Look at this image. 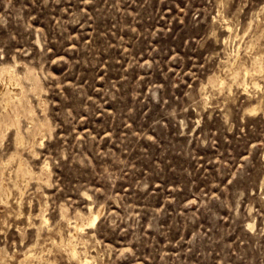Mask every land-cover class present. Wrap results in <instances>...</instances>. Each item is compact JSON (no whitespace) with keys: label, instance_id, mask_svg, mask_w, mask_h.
Listing matches in <instances>:
<instances>
[{"label":"rangeland","instance_id":"1","mask_svg":"<svg viewBox=\"0 0 264 264\" xmlns=\"http://www.w3.org/2000/svg\"><path fill=\"white\" fill-rule=\"evenodd\" d=\"M0 89V264H264V0H0Z\"/></svg>","mask_w":264,"mask_h":264},{"label":"bare ground","instance_id":"2","mask_svg":"<svg viewBox=\"0 0 264 264\" xmlns=\"http://www.w3.org/2000/svg\"><path fill=\"white\" fill-rule=\"evenodd\" d=\"M1 90V89H0ZM94 218L92 219V221H91V223L92 224H94L96 221H97V219H98V216L97 215H95V216H93ZM75 226H77L76 224L74 225V227ZM74 230L76 231V228H74ZM78 230V229H77ZM75 249V248H74ZM71 250V249H70ZM73 251V250H72ZM73 253H74V251H73ZM76 254V253H75ZM74 255V254H73ZM72 257V256H71ZM73 258V257H72ZM85 259V258H84ZM78 260V259H77ZM82 260V259H81ZM78 261H80V260H78ZM82 261H84V260H82ZM88 261V260H87ZM86 262V261H85ZM83 263V262H82Z\"/></svg>","mask_w":264,"mask_h":264}]
</instances>
